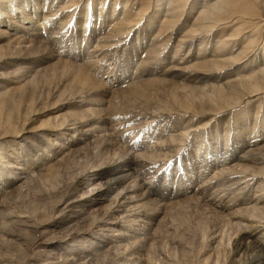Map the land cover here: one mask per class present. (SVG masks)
Here are the masks:
<instances>
[{"label":"bare ground","instance_id":"6f19581e","mask_svg":"<svg viewBox=\"0 0 264 264\" xmlns=\"http://www.w3.org/2000/svg\"><path fill=\"white\" fill-rule=\"evenodd\" d=\"M254 1L192 0L184 12L185 0H155L150 15L130 10L141 23L125 2L0 0V209L32 185L51 212L76 205L49 222L0 211V264L37 254L39 264H264V40L254 34L264 20L252 23L264 0ZM118 95L142 99L122 107ZM153 98L155 109L135 106ZM46 109L56 112L40 120ZM189 189L181 201L207 226L180 261L176 242L167 250L158 238Z\"/></svg>","mask_w":264,"mask_h":264},{"label":"rangeland","instance_id":"374dc122","mask_svg":"<svg viewBox=\"0 0 264 264\" xmlns=\"http://www.w3.org/2000/svg\"><path fill=\"white\" fill-rule=\"evenodd\" d=\"M74 2L71 4V9H77V8H80L86 1H87V3H88V8H93V4H94V2L96 1V0H73ZM91 2V3H90ZM108 2V3H107ZM116 3L117 4V6H116V8L117 9H120L122 6H124L125 4L127 5H125V10H126V13H128L130 16H131V18L133 19V20H135V21H140L141 23H143V19H144V16L142 15H134L133 17H132V15H133V13H130V10H134V14H136L135 12V10H137V9H139V8H141L143 11H142V13H145V14H147V15H150L152 12H153V9H154V7H153V5H154V3L153 2H155V0H104V6L107 8L108 6H109V4L111 5V4H113V3ZM119 2V3H118ZM124 2H125V4H124ZM131 2V3H130ZM247 2H249V3H252V4H254L255 5V1L254 0H247ZM78 3H79V5H78ZM192 3V0H185V5L183 6V8H184V12H188V6L190 5ZM119 4V5H118ZM77 6V7H76ZM130 6H131V8H130ZM149 6V7H148ZM128 7V8H127ZM153 7V8H152ZM186 7V8H185ZM105 8V9H106ZM149 9V10H148ZM132 14V15H131ZM184 18H186V20H187V17H185V16H183L181 19H182V21H184L185 19ZM180 19V20H181ZM261 20H264V14H262V12H261V17H258V19L257 18H253L252 19V23H258V21H259V23H260V21ZM181 21V22H182ZM258 23V24H259ZM246 26H250V25H246ZM245 26V27H246ZM244 30H246V31H249V30H251L250 28H244V26L242 27ZM248 29V30H247ZM228 30V28L227 29H225V32ZM253 31H254V29H253ZM224 32V33H225ZM228 33L230 32V31H227ZM263 32V33H262ZM242 33H245V31H243ZM172 34H173V32H172ZM210 34H212V33H210ZM254 34L255 35H257V39H258V41L259 42H257V44L259 45V44H261V40H264V37H263V34H264V29L263 30H259V32H254ZM242 35V34H241ZM163 37H165L166 38V34L165 35H162ZM242 36H244V35H242ZM207 37H209V36H207ZM247 36H244V38H246ZM243 37H242V40L244 39ZM161 39V38H160ZM176 39H177V37L175 38V39H170V41L168 42V43H166L168 46H175V43H176ZM145 42V41H144ZM236 46V45H235ZM234 46V47H235ZM168 48V47H167ZM172 49L174 50V48L172 47ZM171 49V51H173ZM181 53H183V50L182 51H180V54ZM258 61V60H257ZM260 62H261V60H260ZM256 64H257V62H256ZM110 65H107L106 66V69H104L105 70V72H107V71H109V70H107V67H109ZM182 73H184V72H182ZM189 73V72H188ZM175 76V75H178V73L177 74H175V73H173L172 74V76ZM171 76V77H172ZM156 77V76H155ZM108 79V78H107ZM168 79H170V78H168ZM175 79V81H177L178 83L180 82V84L182 83L181 82V79H178V78H174ZM170 80H172V78L170 79ZM183 84V83H182ZM123 86H125V85H122L121 86V88H123ZM118 88V87H117ZM119 96V95H118ZM120 97H121V101H119V103H122L123 105H122V107H124L125 105V103H126V106L128 107V105H127V103L129 102L128 100H130V99H126L125 97L123 98L122 96H119V99H117V100H120ZM139 97H136V98H132L131 100H130V102L131 103H133L132 101H133V99H138ZM123 99L125 100H127V102L125 101V103H123L122 101H123ZM140 99H142V98H140ZM140 99H138V101L140 100ZM134 100V101H135ZM153 100V101H152ZM152 100H149V102L147 101L146 103H142V101H140L138 104H140V105H135V106H138V107H140L141 105H143V108L145 109L146 107V109H149L148 107H150V109H155V106H156V108H157V102H156V99L155 98H153ZM161 100H162V98H161ZM243 100H245V97H244V99ZM137 101V100H136ZM134 103H136V102H134ZM142 103V104H141ZM144 104H146L145 106H144ZM153 107V108H152ZM65 110V109H64ZM43 112V111H42ZM54 112H56V110L55 109H46L45 110V112L41 115H38L37 117H39L40 118V120H43L44 118H46L47 116H51ZM45 115H46V117H45ZM114 115V116H113ZM112 116H113V118L112 117H110L111 119L110 120H119V119H122L123 118V116L122 115H119V114H117V115H115V114H113ZM170 115V117H174V115L172 114V113H170L169 114ZM36 117V118H37ZM228 119V113H225V114H221L220 116H218V117H216L215 116V122H219V124H224L225 123V121ZM37 120V119H36ZM224 126H225V124H224ZM39 135V134H38ZM37 135V136H38ZM23 139V138H22ZM25 140H26V138H25ZM25 140H23V141H25ZM46 140V139H45ZM245 147V146H244ZM243 147V148H244ZM249 147L247 146L246 148H244V150H247ZM219 150V149H218ZM240 151V150H239ZM238 151V152H239ZM237 152V153H238ZM219 153L221 154V153H224V151L222 150V152H218V154L217 155H219ZM191 154V153H190ZM214 155H216V154H214ZM190 157H191V155H189ZM38 164H41V157L39 158V160H37V165ZM166 165H167V162H166V164L164 165V167H166ZM115 166L116 165H114V166H112V169L113 168H115ZM37 170L39 171L40 169L38 168V169H35V171L37 172ZM87 172H88V174H87ZM92 171H91V169H89L88 171H86L85 173L86 174H84L85 175V178H88V177H91V173ZM62 173V172H61ZM207 174V173H206ZM93 175V174H92ZM152 175V174H151ZM150 175V176H151ZM205 176V175H204ZM203 176V177H204ZM65 178V180H68L69 179V177L68 176H65L64 177ZM151 182H153L154 180H155V178L154 177H151V178H145V179H143V181H145V182H149L150 183V181ZM157 182V181H156ZM161 183H163L162 181H160L159 183H156V185L157 184H160L161 185ZM198 183H196V185H197ZM196 185L195 186H193L192 187V189L193 188H196ZM39 186V187H38ZM61 186L62 185H58V187L57 188H61ZM153 186V185H152ZM157 187V186H156ZM158 187H160V186H158ZM30 188H31V186H30ZM29 188V191L28 192H26L25 193V195H23V196H21V198L20 197H18L17 199H14V201L13 202H11V204L13 205H9L8 206V208H6V209H0V211L1 212H4L5 210V213L7 212H14V213H16L17 215L19 214L20 216V218H19V220H21V221H24V220H26V218H25V215H27L26 214V211H27V209H28V211L27 212H29V213H32L33 212V210L35 211V210H39V212L38 211H36L37 212V216H36V218L38 217V219L41 221L42 220V222H44V221H47L48 220V222H49V218H50V216H58V217H60V215H57L58 214V212H59V210H62L63 209V213L66 215V216H69V215H71L72 213V211L71 210H73L75 207H76V205H74V206H72V208L70 207V208H66V206H65V204L64 205H59L58 207H56L52 212L50 211V209L52 208L51 207V205L49 204H45L47 201L49 202L50 201V199L48 198L49 196L47 195H45L43 192H42V189H45V187L44 188H42L40 185H32V188L30 189ZM34 188V189H33ZM41 189V192H40V189ZM33 190V191H32ZM39 190V191H38ZM61 190H63V189H61ZM60 190V191H61ZM191 189H189V190H187V191H185V193L186 194H184V195H181L179 198H175V201H179V205H180V207H179V205H178V208L176 209H173V210H171L170 212H169V216L166 218V221H168V222H165V225L167 226V224H168V226L167 227H164V229L166 230V231H163V232H166L167 233V235L165 234V233H162L163 234V237H160V238H158V239H160V241L162 240V239H164L165 237V239H167V241L165 242H163V240L161 241V243L162 244H164L165 243V245L167 244V246L165 247L166 249L168 248H171L174 244L172 243V245H170V242H169V237H170V239L171 240H173L174 242H176V244L174 245L175 247H177L176 249H175V253H176V256H177V258L180 260H182L183 261V259L184 260H190V259H193V254L195 253V251L197 250V248H199L200 247V239H198V236H200L199 234L201 233L200 232V229L202 230V229H204L203 227H202V225H204V226H207V223H206V221L205 220H203V216L200 214V212L198 211L199 209L198 208H195V204H194V202L193 203H190V204H188L187 205V203L186 204H184L183 203V201H181V200H183L185 197H189V196H192V195H194V193H196L197 191H196V189H194V191H190ZM38 191V192H37ZM172 191H174V188L171 190V188H168V190H165V192L166 193H172L171 194V196H173L174 197V192H172ZM35 193H37L36 195H35ZM43 194V195H42ZM113 194H115V191L114 192H112V193H110V195H108L107 196V198L105 199V201L104 202H102L100 205H99V207H100V209H104L105 207H107L110 203H111V200H112V197H113ZM40 196V197H39ZM170 196V197H171ZM173 197H171V198H173ZM40 198H41V201H39L40 200ZM85 198H87V196H85ZM182 198V199H181ZM89 199H87V201H88ZM174 201V200H173ZM38 203V204H37ZM47 205V206H46ZM50 206V207H49ZM38 208V209H34V208ZM45 207H46V209H45ZM98 207V208H99ZM44 208V209H43ZM65 208V209H64ZM43 209V210H42ZM198 209V210H197ZM31 210V211H30ZM19 211V212H18ZM44 212V213H43ZM199 212V213H198ZM4 213V214H5ZM21 213H23V214H21ZM25 213V214H24ZM39 213V214H38ZM41 213H43V215L46 213L47 214V216L46 217H44V216H42L41 215ZM199 214L202 216H199ZM22 215V216H21ZM41 215V216H40ZM196 215H197V217H196ZM6 216V215H5ZM47 217H48V219H47ZM44 220H43V219ZM170 218H172V219H174L175 221H172V220H170ZM199 218H200V220H199ZM202 218V219H201ZM168 219V220H167ZM197 220H199V221H197ZM201 220H203V221H201ZM1 221V220H0ZM51 221V220H50ZM176 221H178L177 223H176ZM182 221V222H181ZM194 221H195V223H194ZM201 221V222H200ZM172 222H174V223H172ZM184 222V223H183ZM176 223V224H175ZM205 223V224H204ZM179 224H180V226H179ZM169 226H170V229H168L169 228ZM200 226V227H199ZM202 227V228H201ZM188 228V229H187ZM168 229V230H167ZM176 230V231H175ZM194 230H195V232H194ZM94 231H97V230H94ZM98 232V231H97ZM178 232V233H177ZM200 232V233H199ZM101 232H98V234H100ZM104 233H106V232H104ZM108 233V232H107ZM193 233H195V235H193ZM169 234H171V235H169ZM173 234V235H172ZM176 234H177V236H176ZM180 235V236H179ZM198 235V236H197ZM173 236V237H172ZM195 236V237H194ZM38 237V238H37ZM168 237V238H167ZM177 238L176 240L178 241V243H177V241L175 240V238ZM173 238V239H172ZM179 238V239H178ZM200 238V237H199ZM254 238H257V236H255ZM36 239L37 240H39L40 239V237L39 236H36ZM157 243V245L159 246V249H161V250H159L158 249V252L159 251H161V252H163V250H162V245H161V243L159 242V240H157L156 241ZM197 242V243H196ZM160 243V244H159ZM191 243V244H190ZM200 244V245H199ZM118 245V243H114V242H111V243H109V244H107V246H106V248L109 250V249H111L112 250V252H113V248H114V246H117ZM168 245H169V247H168ZM178 245V246H177ZM198 245V246H197ZM36 246V245H35ZM35 246H33V247H35ZM193 247V248H192ZM33 249V248H32ZM164 249V248H163ZM167 249V250H168ZM196 249V250H195ZM220 249V248H219ZM11 251L10 252H13L14 253V251L12 250V249H10ZM31 250V249H30ZM165 250V249H164ZM188 251V252H187ZM194 251V252H193ZM209 251V252H208ZM202 252V251H201ZM23 253L24 254H30L31 253V251H23ZM188 253V254H187ZM204 253V251L201 253V254H199V259L201 260V259H204L205 257H207V256H209L210 255V257L212 258V255H213V250L211 251L210 249L208 250H206L205 251V253L204 254H206V255H204L203 254ZM178 254V255H177ZM185 254V255H184ZM39 255L40 254H37L36 256H34L33 257V261H29V262H31V263H35L36 262V264H39L40 262L38 261V260H36L38 257H39ZM31 256H33V255H31ZM182 256V257H181ZM186 256V257H185ZM202 258H201V257ZM191 257V258H190ZM34 260H35V262H34ZM180 260V261H181ZM229 260V259H228ZM219 264H223L222 263V261H221V263H219ZM225 264H227V263H225Z\"/></svg>","mask_w":264,"mask_h":264}]
</instances>
